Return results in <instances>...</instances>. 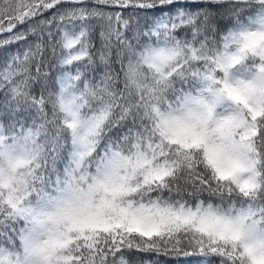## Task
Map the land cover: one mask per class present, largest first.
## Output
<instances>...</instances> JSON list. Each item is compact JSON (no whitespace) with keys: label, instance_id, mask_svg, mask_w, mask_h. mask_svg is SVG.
I'll list each match as a JSON object with an SVG mask.
<instances>
[{"label":"snow or ice","instance_id":"1","mask_svg":"<svg viewBox=\"0 0 264 264\" xmlns=\"http://www.w3.org/2000/svg\"><path fill=\"white\" fill-rule=\"evenodd\" d=\"M161 257L264 264V0H0V264Z\"/></svg>","mask_w":264,"mask_h":264},{"label":"trees","instance_id":"2","mask_svg":"<svg viewBox=\"0 0 264 264\" xmlns=\"http://www.w3.org/2000/svg\"><path fill=\"white\" fill-rule=\"evenodd\" d=\"M141 257L144 258V259H151L152 258L151 255H146V254H140V253H132V254H130V258L133 259V260H135L137 258H141ZM160 261H161V264H168L167 258L161 257ZM170 264H177V261L172 260L170 262Z\"/></svg>","mask_w":264,"mask_h":264}]
</instances>
